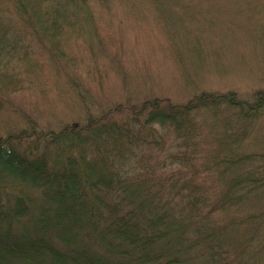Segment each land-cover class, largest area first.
<instances>
[{
  "label": "trees",
  "instance_id": "obj_1",
  "mask_svg": "<svg viewBox=\"0 0 264 264\" xmlns=\"http://www.w3.org/2000/svg\"><path fill=\"white\" fill-rule=\"evenodd\" d=\"M110 1L0 0V110L42 68L30 52L77 88L70 44L95 54ZM76 92L78 119L54 128L26 110L0 132V264H264L263 91L94 109Z\"/></svg>",
  "mask_w": 264,
  "mask_h": 264
},
{
  "label": "rangeland",
  "instance_id": "obj_2",
  "mask_svg": "<svg viewBox=\"0 0 264 264\" xmlns=\"http://www.w3.org/2000/svg\"><path fill=\"white\" fill-rule=\"evenodd\" d=\"M103 4L96 8L101 43L92 44L95 54L82 43L70 44L71 49L78 47L71 70L79 86L67 91L66 78L52 74L30 52L33 63L42 68L36 66L38 73L29 77L31 88L26 89L24 73L19 76L24 80L21 87L3 90L4 99L15 108L0 110L1 133L23 125L21 113L26 110L42 125L54 128L78 119L85 109L78 90L93 109L126 96L140 99L152 94L177 101L207 90L234 91L249 99L255 91L264 92V0Z\"/></svg>",
  "mask_w": 264,
  "mask_h": 264
}]
</instances>
